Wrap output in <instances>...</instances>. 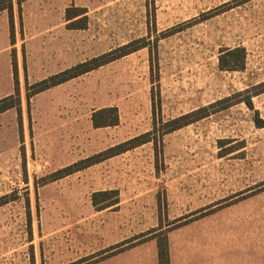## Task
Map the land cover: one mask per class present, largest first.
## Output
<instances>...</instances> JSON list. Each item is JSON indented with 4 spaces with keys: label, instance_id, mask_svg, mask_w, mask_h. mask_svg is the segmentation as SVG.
<instances>
[{
    "label": "rangeland",
    "instance_id": "obj_1",
    "mask_svg": "<svg viewBox=\"0 0 264 264\" xmlns=\"http://www.w3.org/2000/svg\"><path fill=\"white\" fill-rule=\"evenodd\" d=\"M24 4L26 10L16 6L15 18L27 26L22 50L25 77L19 88L26 140L20 124L18 130L16 108L0 116V200L7 198L0 203V264H73L69 261L82 250L96 248L102 241L103 220L84 217L96 210L92 195L105 188L109 168L126 167L121 191L129 214L142 209L138 196L153 189L148 194L157 197L163 230L172 222L166 174L189 181L180 184L190 187L177 185L172 191L187 202L197 201L196 205L200 180L207 171L222 181L225 196L238 191L225 197L220 208L244 194L264 192V128L257 125V120L264 122V93L254 96L252 90L264 83V0H31ZM80 11L85 14L70 20ZM140 40L149 46L29 97L28 88L39 80ZM236 48L245 49L244 68L221 69L220 58ZM237 93L243 95L233 99L228 109L212 110L209 117L163 135L158 158L149 143L87 173L53 181L52 175L67 166L60 168V163L51 161L52 155L38 154L32 146L34 118L90 117L93 111L116 107L124 129L97 131L99 148L110 139L107 132L115 130L111 138L116 141L140 136L154 131L156 118L161 134L164 123ZM249 96L253 109L235 104ZM155 165L156 179L161 181L154 180L152 188ZM142 178L151 179L148 187H142ZM201 216L197 211L179 219L186 218L187 225ZM136 221L129 216V230ZM143 221L147 226L151 219ZM85 227L92 236L87 240Z\"/></svg>",
    "mask_w": 264,
    "mask_h": 264
},
{
    "label": "crops",
    "instance_id": "obj_2",
    "mask_svg": "<svg viewBox=\"0 0 264 264\" xmlns=\"http://www.w3.org/2000/svg\"><path fill=\"white\" fill-rule=\"evenodd\" d=\"M29 1L31 0L25 2ZM25 2L21 5L13 3V34L9 13L7 11L0 13V100L15 94V62L20 89L24 83L25 65L22 50L27 43V26L24 21L22 24L17 17L15 18V8L18 6V9L24 10L26 7ZM56 74L58 73L53 75ZM49 77H45L38 82ZM5 113L0 114V116ZM92 114L90 117L57 115L46 121L34 118L32 125L33 137L31 139L34 151L38 154L52 155L51 161L60 163V168H62L139 136L135 135L131 138H123L116 141V139L112 140L111 138L113 133H117L113 130L114 132H107L110 135V139H107L105 144L101 142L102 145L96 148L95 135L97 131L117 128L121 131L124 127L121 122L115 127L96 129L93 126ZM17 119L18 130L20 131L18 115ZM26 125L22 114V135L25 140ZM123 155L125 154L108 159L75 175L92 171L95 167L106 165ZM123 167L109 168V171L104 176L105 179H103L105 188L94 192L118 191V205L101 211L93 210L89 212L88 216L84 217L85 220H103L100 224L101 235L99 236L102 240L99 241V244L100 242L103 244H98L96 248L89 247L82 250L76 257L71 258L69 263L106 251L129 239L145 234L149 230L159 228L158 200L156 195L148 194L153 189L147 191L145 193L147 195L138 196L136 202L142 204V209L136 212L135 215L133 213L129 214L131 211L127 210L125 206L128 200H126L125 194L121 191V187L124 185L123 178L127 171L126 167ZM157 169L156 165L152 168V173H155V179H152L153 182H151L152 188L155 187V181H161V178L156 179ZM165 171H168V169H165ZM163 177L166 179L165 185L168 188V193L172 194L167 195V212L171 221L191 215L197 211L202 214L198 220L171 230L168 233L171 264H264V192L249 197L244 194L241 199L236 197V201L232 204L220 208L225 197L228 198L231 194H236L238 191L231 192V194L227 193L225 196L222 181L217 175L209 174L207 171L204 178L200 180V202L196 205L194 203L197 201L190 200L187 202L188 200H185V198L176 197V193L173 194L172 191L173 187L177 185L179 187H190V185L180 184L181 182L188 183V180L170 179L168 174ZM149 181L151 179L145 180L142 178V187H144V184L148 187ZM249 187L247 186V188ZM240 191L245 190L242 189ZM181 193L186 194V191ZM247 193L249 194L250 191ZM146 202L150 204L149 207L143 205ZM91 205H93V202H91ZM176 209L181 212L172 214ZM129 216H135L137 219L134 224H131L130 230L127 222ZM144 218L151 219L147 226L144 224ZM86 232H88V227H85V236H83L87 240L92 236ZM95 264H159L157 241L150 240L138 244Z\"/></svg>",
    "mask_w": 264,
    "mask_h": 264
},
{
    "label": "trees",
    "instance_id": "obj_3",
    "mask_svg": "<svg viewBox=\"0 0 264 264\" xmlns=\"http://www.w3.org/2000/svg\"><path fill=\"white\" fill-rule=\"evenodd\" d=\"M28 0H18V5H21L23 2ZM7 11L10 16V22H11V28H12V34H13V0H0V13ZM85 13L83 11H80V13L71 16L70 20H73L77 17L83 16ZM82 19H86L83 17ZM76 25V24H75ZM14 41V38H13ZM149 45L146 44L145 40L135 41L132 43H129L127 45H124L120 48H117L109 53L103 54L99 57L93 58L87 62L81 63L73 68H70L68 70H65L61 73H58L56 75H53L41 82H38L28 88V91L31 92L29 97L38 95L40 93H43L47 90H50L52 88H55L59 85H62L64 83H67L71 80H74L76 78H79L83 75H86L92 71H95L105 65H108L114 61H117L125 56H128L132 53H135L141 49L147 48ZM228 58L226 61L225 59ZM245 49L244 48H236L234 50L227 51L221 58H220V66L223 70H239L243 69L245 65ZM153 66L151 65V70H153ZM14 70H15V83H16V90L15 94L13 96H10L8 98H5L3 100H0V114L5 113L11 109L16 108L18 112L19 117V123L21 126V133H22V111H21V101H20V92H19V82H18V73H17V67L16 62L14 63ZM254 96H258L262 93H264V83H261L257 86H254L253 89ZM242 93H237L234 97L226 98L224 100H221L219 102H216L208 107H201L196 111H193L189 114H186L184 116L178 117L176 119H173L167 123H164L161 127V134L158 131L157 128V120L154 118V131L148 132L145 134H142L138 137H135L129 141H126L124 143H121L119 145H116L114 147H111L101 153H98L94 156H91L89 158H86L84 160H81L77 163H74L70 166L65 167L62 170H59L55 174L52 175L51 179L53 181L63 179L65 177H68L70 175H73L75 173L84 171L92 166H95L97 164H100L108 159H111L113 157L119 156L121 154H124L128 151H131L133 149H136L138 147H141L143 145L153 143L156 157L158 158V147L161 143V138L165 134L173 133L175 131H178L184 127H187L189 125L195 124L202 119H205L211 115L212 113H217L221 110L228 109L233 105L231 102L236 97H241ZM14 101L16 103H14ZM238 103H245L250 109H253V103H252V97H248L245 100H239L235 104ZM157 102L155 100V97H153V106L154 109L156 108ZM216 109V110H214ZM155 115V113H154ZM92 121L93 126L96 129L100 128H107V127H114L119 125L120 117H119V111L116 107H106L99 110H96L92 114ZM257 125L261 128H264V122H260V120H257ZM159 133V134H158ZM158 168V165H157ZM264 186V184H263ZM264 189V187L262 188ZM7 198H2L0 200V203L5 204ZM92 202L94 207L97 210H105L111 207H115L119 203V192L116 190L113 191H104V192H97L92 195ZM0 204V206L2 205ZM200 213V212H199ZM184 219H178L175 221H172L168 224V229L163 230V227H159L158 229H153L145 234H142L138 237L129 239L117 246H114L108 250H106L103 253L90 256L88 258L81 259L73 264H95L98 263L108 257H111L117 253L126 251L138 244L150 241V240H156L158 245V255H159V264H171L170 260V249H169V241H168V233L171 230H174L178 227L184 226L185 222H183Z\"/></svg>",
    "mask_w": 264,
    "mask_h": 264
}]
</instances>
